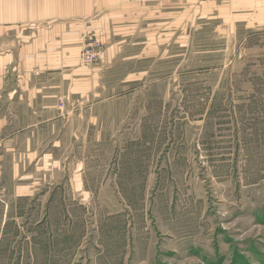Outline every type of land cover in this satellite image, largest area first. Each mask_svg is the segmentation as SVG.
<instances>
[{
  "label": "rangeland",
  "instance_id": "obj_1",
  "mask_svg": "<svg viewBox=\"0 0 264 264\" xmlns=\"http://www.w3.org/2000/svg\"><path fill=\"white\" fill-rule=\"evenodd\" d=\"M228 6L119 66L123 96L96 112L100 191L76 220H35L34 194L6 237L0 220V264H264V17Z\"/></svg>",
  "mask_w": 264,
  "mask_h": 264
},
{
  "label": "crops",
  "instance_id": "obj_2",
  "mask_svg": "<svg viewBox=\"0 0 264 264\" xmlns=\"http://www.w3.org/2000/svg\"><path fill=\"white\" fill-rule=\"evenodd\" d=\"M219 2L264 17V0H0V179L13 178L11 189L0 186L2 237L12 220H27L34 194L35 220L43 208L51 220H76L75 209H89V195L102 187L90 179L103 151L96 112L121 100L119 66L153 49L156 37L164 45L171 32H185L188 11L217 10ZM89 33L105 47L92 69L80 66ZM117 73L118 85L109 82ZM40 171L56 181L45 198Z\"/></svg>",
  "mask_w": 264,
  "mask_h": 264
},
{
  "label": "built area",
  "instance_id": "obj_3",
  "mask_svg": "<svg viewBox=\"0 0 264 264\" xmlns=\"http://www.w3.org/2000/svg\"><path fill=\"white\" fill-rule=\"evenodd\" d=\"M105 56V47L102 40L92 33L84 36L80 62L84 68H94ZM60 108H64V100H60Z\"/></svg>",
  "mask_w": 264,
  "mask_h": 264
}]
</instances>
